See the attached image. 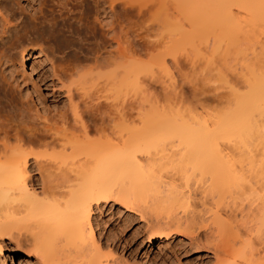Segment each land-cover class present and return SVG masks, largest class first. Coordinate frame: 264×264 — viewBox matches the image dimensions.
Instances as JSON below:
<instances>
[{
    "label": "bare ground",
    "instance_id": "6f19581e",
    "mask_svg": "<svg viewBox=\"0 0 264 264\" xmlns=\"http://www.w3.org/2000/svg\"><path fill=\"white\" fill-rule=\"evenodd\" d=\"M36 1L34 11L41 12L43 0ZM51 1L74 20L67 30L70 41L61 47L51 44V57L63 64L57 62L62 68L59 72L75 73L71 70L81 67L82 60H91L94 65H87L93 68L87 67L95 72L79 67L83 73L76 70V82L92 73L88 78L101 79L118 91L141 85V66L128 63L130 55L149 47L138 23L144 13L139 0L133 4L121 0ZM166 1L173 3L175 14L184 15V21L206 22L208 62L217 60L220 66L215 74L226 88L227 105L201 117L176 103L160 108L157 104L156 117L155 112L146 113L148 107L138 98L129 106L121 100L120 108L115 103L120 111L114 113L116 110H109V92H105L108 103L93 94L87 96V103L83 100L86 95L76 101L73 90L52 85L51 94L61 92L66 104L62 111L59 107L49 114L52 109L46 105L45 94L39 88L27 90L26 80L20 82L24 87L18 102L4 91L0 96V264L4 239L15 251L26 250V256L33 255L39 264H111L117 258L114 246L100 243L92 223L94 210L110 201L141 217L147 215L143 224L149 243L154 237L175 232L179 243L187 238L193 251L199 246L209 249L212 264H264V0H199L195 8H191L193 0ZM11 3L0 0V67L8 68L7 77L15 88L16 78L22 76L18 71L27 69L24 75L34 76L31 83L37 86L41 80L31 59L42 56L41 52L34 54L24 47L19 62L3 60L12 50L6 51L10 36L28 26ZM168 8L164 10L171 17ZM165 12L163 19L158 17L161 21H177L175 14L172 19ZM131 26L135 33L130 38ZM171 28L174 32L168 33L175 37L171 34L172 40L166 44L169 52L179 39V27ZM82 30L84 38L80 37ZM164 55L159 57L163 67ZM213 57L217 58L214 62ZM51 59L47 60L50 77L58 80L57 64ZM236 68L240 87L227 77ZM8 256L10 261L11 252Z\"/></svg>",
    "mask_w": 264,
    "mask_h": 264
},
{
    "label": "rangeland",
    "instance_id": "374dc122",
    "mask_svg": "<svg viewBox=\"0 0 264 264\" xmlns=\"http://www.w3.org/2000/svg\"><path fill=\"white\" fill-rule=\"evenodd\" d=\"M8 1L10 3L12 2V0H8ZM13 1L14 2H12L11 4H13L16 7L15 9L17 12L20 13L22 20L28 21V26L24 30H22V31L20 30L21 32L18 31L14 36H12V37L10 36L9 40L8 39H7L8 41L6 40L7 42H9V44L5 41L7 43V45H9V47H10L8 49L6 48V51L9 52L11 49L12 50L8 54L6 52L7 55H5V56L7 57V59H5L6 57L4 56L5 58L3 60H6L8 63H10V62L17 63V61L19 62L18 57H20V55H18V54L21 52V50L24 47L29 48V50L31 52H33L34 54H38V51L41 52L43 54L42 56L34 57L33 59H31L33 61V65L36 68V72H37L36 74H38V77L40 78L41 81H39V82L37 81L38 87L36 85H33L32 83H33L35 77L31 76V78H27V76H25L26 75L25 73L28 71V69L26 70V72L20 70L18 72H21L20 74L22 76L20 78L19 77L16 78L17 79L16 83L19 86L17 85L15 88V85L11 84L12 83L11 79L9 77H7L8 76V68L6 67L7 68V70H6L2 66V67H0V76L2 74L4 76L2 75L0 77L1 78L0 86H2V88L0 87V96L3 95L4 91H6L7 96L12 98V100H14L15 102H18L19 93H20L19 91L22 90V88L24 87V86H22V84L20 82H22V80L24 79V80H26L25 86H26L27 90L39 88L38 90L45 94V96L47 98V100L45 101L46 105H49L48 107L50 109H52L49 114H53L54 113L53 109H58L59 107H60L59 109H61V111H62L65 108L64 104H66V99H65V97L61 96L62 95L61 92L55 91V92H53V94H51V91H52L51 86L52 85H55L56 87H60L63 90H65V88L70 89L71 91L73 90V94H76V95H74L75 96L74 100L77 99L78 101H82V99L86 95V97L83 100L85 102L87 101V103L90 100L89 98H87L88 95L90 97L96 96L97 99L99 98L98 100L103 101V102H104V100L106 101L108 99L109 95L110 96L112 95L108 99L110 101L109 103L112 106H115V103H116V105H118V107L121 103L122 104L124 103L125 105L128 104L127 106H129L130 104L135 103L139 98V99L143 100L145 108L148 107V108H146V110H147L146 113H149V115H152L150 113L155 112L154 113L155 116L160 111V109H158V105L160 108L162 105L166 106L168 103L169 104L170 103L171 104H173V103L179 104L178 106H181L184 109L186 108V109L190 110V112L192 114L197 115V116L200 115L201 117L205 116L204 114L206 111L211 110V112H214V111L219 110V109L221 110L224 106L227 105L226 104L227 95L225 94L226 88L224 87V89H223L222 85L219 84V82L216 78V74H215L216 69H219V68H217L218 62H217V60L215 61V63H212V64H210L211 61L208 62L209 61L208 60V58H209V52H208L209 47L208 46L209 45H208V41L206 40L207 38H206V34H205V33H207V31L205 29L206 22L205 21H197V20L196 21L195 20L184 21L185 20V18L183 17L184 15L181 16L180 14H175L176 12L172 8V7H174L173 3H172V5H173L172 6L171 4L169 5V2H167L166 0H165V2L161 0L162 1L161 3H160V1H158L159 3H156L157 2L156 0H139L138 1L144 7V13H143V16L141 18L142 21H138V23L142 26L141 29H142L143 41H145L146 44L148 43L149 47L147 49H144L143 51L139 52L138 54L130 55V57L128 56L129 57L128 63H130V64L136 63L138 67L141 66L142 72H140L138 74V78H140L139 80L142 83H141V85H139L141 87H139L137 85V88L135 87V85H131L130 87L127 86L125 88V90L128 88L126 90V92L124 89H123V91L119 90L121 92V95H122L121 96V95H119L120 92L117 90V87H115L116 89L114 90V89H112V87H109L108 85H105V83H102L103 81L101 79H99L100 81L99 80L93 81L92 78H88L91 76L92 73H90V75L87 74L88 77L86 80L82 79L81 77H80L81 80L80 81L78 80L79 77H77V76L82 75L81 72L83 73V71H81V70L85 69L87 66L90 68V65L92 64L90 62L91 60L90 61L82 60L81 63H79V64H81L82 68L80 66H76L78 68L75 67L74 70H71V71H75V73H76L77 72L76 70L78 69L80 71V74L78 75V73H77L76 74L77 76L75 75L74 72H70L69 70H68L69 72L67 71L65 73L66 75L64 73L59 72L62 69V68L59 69V67L61 66L60 64H62V62L60 63L59 62L60 60H58L56 58H55V60H56L55 61L54 58L51 57L52 55L49 51L53 45L61 47V46H63L64 43L66 44V41H70L71 36L67 33L68 32L67 30L72 25V23H69V21L70 20L74 21L73 19H70L71 14H69V17H67L68 13L65 10L59 11L57 5L52 3L51 0H43L41 12H38V11L35 12L34 11V8L37 6L36 0H18V1L13 0ZM113 1H116V2L118 1V3H119L120 0H113ZM121 1H126V2H128V4H130V2L132 4L134 3V0H131V1L130 0H121ZM198 1L199 0H193V7H191V8H195L197 6V4H199ZM136 2L137 1H135V3ZM116 5H117V3H116ZM166 7H169L168 9H170L173 12V14H175L177 16V17L174 16L175 18H177V21H164V20L161 21V19H159L163 15L162 14L163 12L168 11V10H164ZM25 10L26 11L29 10V11L26 12ZM49 12H51L52 14ZM30 13H32V14L34 13V14L32 15ZM38 13H40V14L42 13V14L40 15ZM166 13H168V12H165V14ZM171 13H170V15H171ZM59 14H62L61 15L62 19L60 18ZM173 14L171 17L169 16V14L168 15L166 14V15L169 18H172ZM29 15H31L32 18ZM42 15H44V16H42ZM48 15L51 16V18L53 17L54 19L53 18L52 19L54 21H50L52 19ZM57 15L59 16V18ZM194 15L197 16V13ZM46 16L49 18H47ZM62 16L65 17V19ZM43 17L44 18L46 17V18L44 19ZM24 18H25V20H24ZM68 18H69V20H67ZM34 19L38 20V22L37 21L35 22ZM60 19H61V21H60ZM162 19H163V16H162ZM32 20H34V22H32ZM40 20L44 21V22H40ZM179 20H183V21H179ZM31 22H32V24H30ZM50 23H52V24H50ZM67 23H69L70 25H67ZM168 23H169L170 27H169ZM64 24H66L67 26H65ZM29 25L34 26V28L33 27L31 28ZM38 25H39V29L35 28V26L38 27ZM194 25L197 27V29H196V27H194ZM40 26H41V28H40ZM49 26H52V29L49 28ZM171 26L172 27L173 26L179 27L178 34H177L179 39L177 40L176 46L173 45L174 47L171 50L172 52H169L171 48L168 51V46L166 48V44H167V42L170 41L171 37L174 36L172 34L174 32V30L172 31L173 28H171ZM42 28H43V32H42ZM64 28H66V30ZM44 29L45 30L47 29V30L45 31ZM204 29H205V31H204ZM131 30H132V32H131ZM169 30H171V31H169ZM194 30H197V31H194ZM47 31H48V33L50 32V34H47ZM168 31H169V33L172 32L171 34L173 36H171V34L169 35ZM25 32H27V33H25ZM64 32L67 33V36L65 35L66 33H64ZM129 33H130L129 35L131 38L135 33V28L133 26H131ZM164 34L167 37L164 36ZM16 35H18V36H16ZM52 35L54 36V38ZM83 35H84V32L82 30L80 33V37L84 38L85 36H83ZM68 36H70V37H68ZM56 38H57V40H56ZM54 39H55V41H54ZM167 39H169V40L167 41ZM55 42H56V45L54 44ZM164 42H165V44H164ZM52 43H53V45H51ZM50 45H51V47H50ZM168 45H169V43H168ZM66 50H68V48H66ZM161 50H163V52ZM164 52H166V53H164ZM161 53L163 55L164 54L166 55V56L164 55L166 58V65H164L165 67H163L159 62V57L162 56ZM167 53H168V55H167ZM170 53H172L171 55L174 56L172 58H174L176 61L174 59L170 58L171 57ZM131 56H132V59H130ZM215 58L213 57V59H210V60L213 61V60H215ZM49 59L54 60L55 66H56L57 62L60 63V64H57V66H56V72H59L58 74H60V78H59L60 81H59V79L56 80V79H52L50 77L51 76L50 75L51 74V68H50V64L47 61ZM132 60H134V62ZM171 60H173V62L175 61L176 63L173 64ZM87 62L88 63L90 62L91 64L87 65ZM6 63H5V65H6ZM58 65H60V66H58ZM92 65H94V64H92ZM92 65H91V68H93ZM79 67L81 70L79 69ZM88 67L86 69L89 70ZM218 67H220V66H218ZM86 69H85V71H86ZM94 69H92V70L90 69V70L92 72H95V71H93ZM236 70L237 71H239V70H238V68L234 69L235 73L237 74ZM233 72L229 71L227 77L231 81L230 83H233L235 86L237 85L236 87H240L241 83H240V80L238 79V74L236 75ZM71 73H72V75H71ZM232 74H233V76H232ZM69 75H71L72 77ZM61 76H63V77L61 78ZM74 76L78 78L77 80L79 82H76V80H75L76 78ZM5 77L9 78L8 80H6L7 82L5 81ZM84 77L85 76H83V78ZM2 78H3V80H2ZM83 80H85V81H83ZM97 82L98 83L100 82V83L98 84ZM78 83H79V85H78ZM92 83L93 84L96 83L95 84L96 86L92 85ZM3 84H5L7 86H5V85L3 86ZM10 84H11V86H10ZM89 84L92 87H90ZM86 85H87V87H86ZM101 85L103 87H105L104 89H107V90H103V87ZM142 85L147 86V87H143ZM111 86H113V85H111ZM14 89H16L17 91ZM111 89H112V91H111ZM121 89H122V87H121ZM116 90L119 92V94H118V92H116ZM84 91H85V94L83 95ZM10 92L12 95L10 94ZM105 92L106 93L109 92L108 97L106 96L107 94ZM111 92L118 94L117 97H119V96L120 97L117 98L116 94L113 95ZM139 92H141V93L139 94ZM56 93H57V95H56ZM49 94H51V95H49ZM223 94H225V95H223ZM98 95H99V97H98ZM103 95H104L105 99H103ZM143 95L146 96L145 97L146 99L144 98ZM14 96L16 98L17 97L18 98L16 99ZM112 97L114 98V100ZM115 97L117 99H115ZM121 97L122 98L124 97V98L122 99ZM80 98H82V99L79 100ZM118 99H119V101H118ZM124 99H126V100L123 101ZM108 100L106 101L107 103H108ZM121 100H122V102H121ZM54 103H56V104H54ZM154 104H156V107ZM54 106H55V108H53ZM112 106H110L109 110L110 111L112 110V112H114L116 110V112H114V113H117V111L120 107L118 108L117 106H115L116 109L113 110ZM149 106L153 109L149 108ZM61 107H64V108H61ZM149 109L151 110L150 112H148ZM119 111H120V109H119ZM135 123L137 126L138 123L137 122H135ZM134 124H132V125L135 126ZM133 126H132V128H135ZM25 147H28V146H25ZM35 149H37V148H35ZM101 205L98 209L99 211L94 210V212H93L94 216L92 218V223H93L94 230H95V236H97L100 243L104 244V246H105V244H108L110 246H114V251H115L116 255L114 254L113 256H114V258H116V257L117 258L114 259L111 264H118V263L120 264L122 259L124 262L122 261L123 263L121 262V264H124V263L125 264L126 263L127 264H129V263L130 264H212L213 263L214 259L212 257V253L209 249H205V248L199 246L200 248L198 247L197 251H193V249H191L190 245L188 244L187 238L182 237L181 243H179L180 240H177L178 236L176 235L175 232H172L173 233V234H171L172 236L168 235L166 237L163 236L161 238L154 237V239H152L151 242L149 243V241L147 240V236H146V234H147L146 230H145L146 226L144 225L145 220H143V219H146L144 217H146L147 215L145 216V214H143V216H142L143 218H142L141 216L138 215L139 214L138 212L125 210L124 208H122L118 204V202H115V201H110L109 204L108 203H102ZM97 214H99V215H97ZM17 225L19 226V228H20V226H21V228H24V227H22L23 224L22 225L17 224ZM201 229L202 228H200L199 230H201ZM21 230L22 229H20L19 232L23 231L22 233L24 235L27 234L25 232L26 228H25V230L24 229L22 231ZM22 233H21V235H23ZM104 239H106L105 242H104ZM106 241H107V243H106ZM186 241H187V243H186ZM4 243H5V246H4V249L2 250V256H1L2 257L1 259L4 258L3 259L4 264H39V261L36 258L34 259V257H32L33 255L26 256V250L21 249L20 251H15L11 247V245L7 242L6 239H4ZM9 252H11V258H12L10 261L8 260L9 259V256H8ZM145 254H146V256H145ZM118 257L121 259H119ZM5 260H8V261H5ZM115 260L120 261V262L116 261L117 262L116 263ZM210 260H212V261H210ZM3 262H1V264H3Z\"/></svg>",
    "mask_w": 264,
    "mask_h": 264
}]
</instances>
